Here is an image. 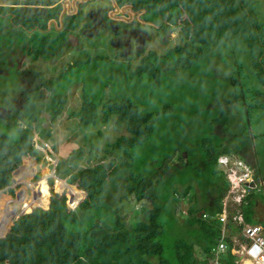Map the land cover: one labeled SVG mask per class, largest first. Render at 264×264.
Returning <instances> with one entry per match:
<instances>
[{"label":"trees","instance_id":"obj_1","mask_svg":"<svg viewBox=\"0 0 264 264\" xmlns=\"http://www.w3.org/2000/svg\"><path fill=\"white\" fill-rule=\"evenodd\" d=\"M117 1L120 6L132 4L135 9L145 7L147 10H157L158 2L161 0ZM243 1L166 0L161 11L154 16L152 27L158 29L159 34L163 35L170 23L181 26L183 33L186 34L182 38L187 41L185 45H175L174 48L177 47L178 51L197 60L204 52L197 51L194 36L189 38L188 36H190V23L197 24L199 21L202 29L207 26L213 29L209 31V34L213 32L212 39L208 41L210 42L209 48L214 53L217 47L225 51L227 62L218 58L217 64L243 74L244 60L249 54L248 51L254 49L255 46L244 42V50L237 41L229 42L236 45H229L223 40L224 38H238L245 34L247 36V27L254 23L258 25V20H254ZM247 3L253 10V5L249 0ZM114 4L115 2L112 9H114ZM78 6L80 7L76 12H66L63 16V23L61 20L62 5L49 9V11H54V15L48 12L42 14L44 18L37 23H33V20H22L30 16L23 17L19 13V7L16 10L17 16L10 21L14 23V28L21 23L19 29L23 27L27 32L32 33H27L28 47L24 42V47L28 49L26 56L30 58V52H33L32 56L37 58L36 60H39V57L44 60L59 57V53L60 57L64 56L67 49L72 48L69 42L70 34L82 26V18L85 16L92 21L79 3ZM10 18H3L0 15V19L9 20ZM51 18H55L57 24L53 25L50 30L59 33L49 37L43 33L50 31L48 22ZM109 19H111L110 16L106 18V20ZM163 19L167 21L170 19L171 22L165 23ZM179 19H185L187 24L180 23ZM160 22L163 23L161 29ZM38 24L40 25L37 26ZM35 26L37 29L30 31ZM84 26L87 27V25ZM145 31V33H150L148 29ZM120 33L121 30L116 33L115 37ZM253 35L261 37V41L255 47L258 53L252 55L253 63L257 67L260 63L259 58L264 53V34L255 33ZM60 40H65L63 48H60ZM149 42L150 40L147 39L145 44ZM191 46L194 51L189 54L188 48ZM9 49L11 51L9 56H12L14 47ZM166 51L171 56L168 61L174 62L175 59L172 60L174 51L170 45ZM150 64L153 63L142 64L136 72H145L144 70L150 68ZM157 68L158 66L154 65V69L158 70ZM15 69L18 70L19 76L20 69ZM34 83L31 84L32 88L37 86ZM230 85L236 88L232 97L243 101L246 96L240 94V86L232 83ZM39 88H58V86L41 83ZM30 89L23 90L32 102ZM241 89L243 90V86ZM155 91H157L156 98L150 99L145 104L155 105L156 110L144 109L143 105H136L135 102L131 103L126 99H123L122 104L118 101L115 104L110 103L106 101V92L103 97L102 91L99 90H95L97 95H92L94 100L86 99V105L81 108L91 112L88 117L91 125L97 124L96 115H100L101 109L105 117L113 115L109 117V124H112L113 128L119 129L118 125L121 121L126 122L127 129L123 139L127 158L123 162V167L108 180L110 182L106 181V175L109 174L108 169L99 172L97 167L87 168L89 172L83 174L81 185L77 181L80 179L77 175L84 171L83 168L81 172L72 175L73 181H68L57 176L54 163L50 169L54 177H57L55 191L58 192L52 193L50 185L44 179L39 185L34 183V186L28 182L29 192L22 191L16 196L6 198L7 205L4 208L6 212L0 215V235H4L9 230L12 218L18 214L20 216L16 217L18 219L10 231L4 237H0V264H213L219 249L224 253L219 257L220 262L238 264V258L233 252V238L242 239L243 235L241 226L235 217L237 218L242 213L245 221L258 223L260 219L255 217L254 212L257 211V206L264 205V189L259 186L260 193H257L260 195L262 204L256 205L258 199L252 194L246 196L240 205L232 208L228 200L230 182L226 177L225 169L219 166L221 146H214L212 140L205 142V139L201 138L189 141V132L184 128L186 124L192 123L197 112H201L198 102L191 103L190 109L182 111V94L171 91L172 97L167 98L165 89L158 87ZM65 99L61 96L55 103L47 105L49 109H43L47 113L50 112L52 117L61 115V103ZM225 100L224 103L218 102L217 105L226 109L228 116L231 117L227 109L231 98L225 97ZM212 105V103L208 104L204 108L205 111L209 110ZM38 108L31 105L25 98L23 109L29 118V124L35 127L39 138L44 135V130L39 128V122L43 124L48 115L45 117L47 113ZM111 111L113 113H110ZM11 112L6 123L8 121L12 123V115L18 118L13 124L15 135L0 131V191L6 190L12 194L13 190L9 188L13 182L12 175L23 157L33 154H39L41 158L42 156L40 150L34 146L36 141L33 129L22 121L17 112H13L12 107ZM114 112L119 113L118 117L114 116ZM184 112H188L189 115H185ZM246 112L250 114L251 109L247 108ZM161 117L162 123H160ZM220 124L227 127L226 131L232 129L229 133L234 132L230 127L231 124L226 122V118H224V123ZM164 134L173 139L178 138L188 142L190 152L194 154V160L198 165L191 168V162L187 157L186 162L169 163L161 170L155 169V165L162 167L167 159L178 156V154L176 156L163 155L157 151L151 157L159 139ZM214 134L219 138L218 134ZM115 139L112 143L107 141L103 148L105 149L103 152L116 161L115 164L113 162V167L118 166L124 157V153H119L120 146H118V139L116 141ZM196 141H200V148L195 144ZM237 144L231 143L233 150L230 152L238 157H249V151L242 150L244 145L238 146ZM222 152L224 154L225 151ZM53 153L55 154V151ZM182 157L181 154L179 159ZM35 167L33 158H28L22 163L19 171L23 173L24 178H31L35 174ZM62 167L64 165H59V168ZM182 172L186 174L181 175ZM38 187H40L39 191L36 189ZM119 190H124V194L118 200L119 204H124L125 198L129 196H132L136 202L138 209L129 217L123 216V207L117 204L115 199V194ZM90 195H93V199L91 206L88 207L89 205L85 204L89 202ZM224 198H226V203H223ZM43 206L51 207L46 209ZM236 209L241 212H236ZM69 210L74 211L72 213L74 222H70L66 216ZM140 215L144 217L141 218ZM224 216L226 221L222 220ZM262 218L263 221L264 217ZM180 220L183 221L182 225ZM169 232L173 234L167 239ZM223 245L226 249L221 248Z\"/></svg>","mask_w":264,"mask_h":264},{"label":"rangeland","instance_id":"obj_2","mask_svg":"<svg viewBox=\"0 0 264 264\" xmlns=\"http://www.w3.org/2000/svg\"><path fill=\"white\" fill-rule=\"evenodd\" d=\"M91 1L90 5L88 0H82L79 4L85 9L86 15L89 8H94L90 10L92 17L97 21H102L101 17H105V14L102 13L104 8L106 12L107 7H112L110 0ZM113 1L118 4L117 0ZM119 1L123 2V0ZM249 2L253 5V10L247 0H244L243 4L248 8L247 10L252 14L254 20H258V25H255V23L251 24L247 27L246 32L251 34L252 30V34H264V0H249ZM164 3H166V0L159 1L157 10H147L142 7L135 13L133 10L138 9L134 8L131 10L128 6H125V9L127 8L126 13H130L128 17L112 16L111 12H109L110 14L106 12L107 18L110 15L114 19L113 23H116L115 20L120 19H124L129 23L128 27L123 28L118 37H115L110 29L109 34L104 30L97 33V30L103 27L97 28L95 21L88 22V19L84 16L82 18L83 23L87 21L86 24H89V26L86 28L91 31L84 34L83 29L85 28H78L77 31L75 30L74 33H71L73 35H70L69 42L72 48H68L64 56L60 57L59 53V57L45 60L41 57L36 60L37 58L32 56L33 52H30V58L26 56L28 49L24 47V42L27 45V40L29 39L27 33H32L27 32L23 27L16 29L13 27V22L0 19V108L2 111L7 110V113L3 112L6 116H2L3 118L0 119V131L15 135L13 124L18 118L12 115V123L9 121L6 123V120L11 116V107L13 112L18 113L19 117L20 115H26V111L21 107L26 95L24 90L31 88L32 102L30 99L28 101L31 105L39 107V110L46 113L47 111L43 108L49 109L48 104L55 103L61 96L66 98L61 103V115L52 117L51 113L48 112L45 114V117L48 115V118H45V122L43 124L39 122V128L41 127L44 130V135L39 138L38 135H35L38 140L35 139L34 146L40 150L42 158L39 154L23 157L19 167L12 175L13 182L9 188H12L13 193H8L6 190L0 191V207L2 206L0 215L6 212L4 209L7 205L6 198L16 196L22 191L25 193L29 192L28 182L34 186V183L39 185L45 179L53 193L57 177H54L50 168L54 163L56 164V172L59 173L58 176L68 181H73L72 175L81 172L83 168L84 171L77 175L80 178L77 181L80 182L83 174L89 172L86 169L90 166L97 167L96 169L99 172L108 169L109 176H107L106 181L110 180L116 173L114 172L116 171V166L113 167V162L115 164L116 161L109 154L104 153L105 149L103 150V148H105L107 141L113 142L117 136L115 141L118 139L119 153H124V157L119 163L120 165L118 164L121 168V163L123 164L127 158L123 139L127 129L126 122L121 121L118 125L119 129L113 128L109 124V117L113 115L105 117L102 115L101 109L99 111L100 115H96L97 124L91 125L89 123L91 120L88 118L91 112L83 110L81 106L86 105V99L94 100L95 98L92 95H97L95 90H99L102 91L103 97L106 92V101L110 103L115 104L118 101L122 104L123 99H126L131 103L135 102L136 105H143L142 108L144 109L156 110L155 105L145 103L150 99L156 98L157 91L155 90L158 87L165 89L167 98L172 97L171 91L182 94V111L190 109L191 103L198 102V108L201 109V112H197L195 116L191 112L194 119L192 123L186 124L184 128L189 132V141L201 138L205 139V142L212 140L214 146H221L219 150V166L224 168L230 177L228 200L230 201L229 204L233 206L232 208L240 205L246 196L252 194L258 199L256 205L262 204L260 195H257V193L260 190L261 181L264 183V53L260 56V63L256 67L253 63L254 57L252 55L258 53V51L253 46L254 49L248 51L249 54L244 60L243 74L236 73L232 69L231 71L224 65L217 64L219 57H225L224 49L217 47L214 53L209 48L210 42L208 41L212 39L213 35V32L209 34V31H213V29H209L208 26L202 29L199 21H197V24L192 23L190 26V29H195L191 36L195 38L196 50L204 53L197 60H193L188 54L178 51L177 47L174 48L175 45H185L187 41V39L182 38L186 34L183 33L181 26L170 23V19L168 21L163 19L165 23H170L169 25L172 26L165 29L163 35L159 34L158 29L152 27V20L156 13L158 14L161 11ZM83 4H85V7H83ZM79 7H76L73 12H76ZM46 12L48 11L45 9L28 8V6L19 9V13L23 17L30 16L22 20H33V23L41 21L40 19L44 18L43 15ZM49 13L54 15L52 10ZM167 14L169 15L168 12ZM144 15L145 17L140 18ZM178 21L180 23L184 22L183 19ZM134 24L137 27L133 26ZM120 27H123V25H120ZM161 28H163V24ZM171 28L173 29L170 30ZM132 29L135 34H124V32H130ZM144 29L150 30V33L143 32ZM58 33L50 30L45 34L43 33V35L52 37ZM147 39L150 42L145 44ZM64 42L65 40H60V48H63ZM119 43L122 44L119 45ZM226 43L236 45L229 42ZM169 45L174 51L172 60H177L178 66H172L168 62L171 56L168 55L166 48ZM12 46H14V51L12 50V56H9L11 53L9 48ZM193 51L194 48L192 46L188 48L189 54H192ZM160 54L162 56H159ZM165 60H167L166 63L164 62ZM147 63L153 64H150V68L144 70L145 72H136L142 64ZM164 63L165 68L163 66ZM154 65L158 66V70L154 69ZM15 68L20 69L21 74L19 76L17 74L18 70ZM32 82H35L36 88H32ZM41 83L56 85L58 88H39ZM230 83L240 86V94L246 96L243 101L232 97V94L236 92V88L231 87ZM227 86L229 87L227 88ZM241 86H243V90ZM225 97L231 98L227 107L228 112L232 115L231 117L228 116L226 109L217 105L218 102L224 103L226 101ZM210 103L213 105L209 110L205 111L204 108ZM247 108L251 109L250 114H247ZM110 113H113V111ZM184 113L187 116L189 115L188 112ZM117 114L119 115V113H115L114 116L118 117ZM224 118H226L227 123L231 124L230 127L233 128V133H229L232 129L226 131L227 127L220 124L224 123ZM162 120L161 117L160 123H162ZM33 129L36 131L35 127ZM214 133L218 134L219 138ZM199 142L196 141L195 144L199 146ZM231 143H238V146L244 145L242 150L249 151V157L242 158L231 153L230 151L233 150ZM52 150L53 152L55 151V154ZM157 151L163 155L176 156L178 154V156L167 159L162 167L155 165V169L161 170L169 163L186 162L187 157L191 162V168L198 165L194 160V154L192 155L190 152V144L178 138L173 139L166 134L162 135L151 157ZM222 151H225L224 154ZM181 154L183 157L179 159ZM28 158H33L36 170L31 178H24L25 176L19 170L22 163ZM57 164L64 165V167L58 168ZM74 168L75 171H73ZM111 170H113V173ZM184 174L186 173H181V175ZM247 181L255 182L256 186L253 185L251 188H247L244 184ZM36 189L39 191L40 187ZM123 194L124 190H119L115 194L117 204H119L118 200ZM223 203H226V198L223 199ZM119 205L123 207V216L125 217H129L138 209L132 196L125 198V203ZM260 206L262 207H256L257 211L254 214L255 217L260 219L258 223L264 225V220L262 221L264 205ZM43 208L46 207L43 206ZM238 211L240 210L236 212ZM240 215L243 214L240 213ZM17 216H20V214L12 218L10 227L13 226ZM140 217L143 218L144 216L140 215ZM224 219L225 221L227 220L226 217ZM235 219L239 224H242L239 216L235 217ZM182 223L183 221L180 220L181 225ZM172 234L173 232H169L167 239ZM2 236L0 235V237ZM221 248L226 249L224 246ZM222 255H224L222 251L217 252L213 264H218L219 257Z\"/></svg>","mask_w":264,"mask_h":264},{"label":"crops","instance_id":"obj_3","mask_svg":"<svg viewBox=\"0 0 264 264\" xmlns=\"http://www.w3.org/2000/svg\"><path fill=\"white\" fill-rule=\"evenodd\" d=\"M74 1L76 4L77 0H0V15L3 18L11 17L9 19V21L10 20L13 21V19L17 16L16 10L19 9V7L24 8V7L28 6V8H42V9L47 10L48 14H50L49 9H51L57 5H62L63 10L61 11V16H64L66 14V12H69V11L74 13L73 12L74 6H75V4H73ZM1 8H6V9H1ZM54 19L55 18H51L48 22V24H49L48 29L49 30L52 28V27H50V25L53 24ZM61 19H62V17H61ZM54 26H55V24H54ZM16 28L19 29V24L16 26ZM115 36H116V34H115ZM258 38H259V41H261V37H258ZM259 41H258V44H259ZM225 174H226L227 179L230 180V177L228 176L226 170H225ZM10 229H11V227L2 237H4L10 231ZM263 229H264V225H263ZM241 244H242V240L239 239V241H237L236 238H233V249H235V250L241 249ZM247 262L252 264L250 261H245V260L240 261V264H246Z\"/></svg>","mask_w":264,"mask_h":264},{"label":"built area","instance_id":"obj_4","mask_svg":"<svg viewBox=\"0 0 264 264\" xmlns=\"http://www.w3.org/2000/svg\"><path fill=\"white\" fill-rule=\"evenodd\" d=\"M225 217V216H224ZM222 217V220H225ZM242 220L241 230L242 239L237 238V241L242 240L241 249H233L234 254L238 258V264L240 261H250L252 264H264V229L263 225L256 223H249L245 221L243 215L239 216ZM224 246V245H223ZM225 247V246H224ZM226 248V247H225ZM222 251L221 249L218 252ZM218 264H227L218 261Z\"/></svg>","mask_w":264,"mask_h":264},{"label":"flooded vegetation","instance_id":"obj_5","mask_svg":"<svg viewBox=\"0 0 264 264\" xmlns=\"http://www.w3.org/2000/svg\"><path fill=\"white\" fill-rule=\"evenodd\" d=\"M81 1L82 0H77V5H78V3L80 2L81 3ZM88 2H89V5H90V3H92V1L91 0H88ZM111 2V6H113V3H114V1L113 0H111L110 1ZM125 6H128L131 10H133L134 8H133V6H132V4H125V5H123V6H120L119 4H116V5H114V9H112V7H107L106 8V12H108V14H110L109 12H111V15L112 16H124V17H128L129 15H130V13H126L127 12V8L125 9ZM91 9L89 8L88 9V11H87V15L88 16H90V18H91V20H92V22L93 21H95L96 22V27L97 28H101V27H103L102 29H99V30H97V33H100L102 30H104L107 34H109V29L112 31V33L115 35L116 33H118L120 30L122 31L123 30V28H124V25H125V20L124 19H120V20H115L116 21V23H113V21H114V19L112 18V19H109V20H106V12H105V8H104V10L102 11V13L103 14H105V17H101L102 18V21H97L96 19H94V17H92V15H91V11H90ZM116 11H118V13H116L115 14V12ZM133 12L135 13L136 12V10H133ZM112 13H114V14H112ZM133 13V14H134ZM101 15V14H100ZM124 17H122V18H124ZM87 18V17H86ZM85 18V19H86ZM88 19V22H90V19L89 18H87ZM63 21V20H62ZM86 22L87 21H85V23H83L82 24V26L81 27H79L80 29L81 28H85V29H83V33L84 34H87L88 33V31H91V30H89L88 28H86L84 25H87V27L89 26V24H86ZM63 23V22H62ZM122 23V24H121ZM54 24H57V21L54 19V21H53V24H51L50 25V27H52L53 28V25ZM93 24V23H92ZM19 25H22L21 23L19 24ZM40 24H38L37 26H39ZM120 25H123V27H120ZM37 26H35V27H33L32 29H30V31H34V30H36L37 29ZM51 28V29H52ZM91 33V32H90ZM128 33H133L132 31H130V32H124V34L126 35V34H128ZM133 34H135V33H133ZM70 35H73V34H70ZM119 36V35H118ZM117 36V37H118ZM116 39V38H115ZM24 94H25V92H24ZM24 98H26L27 100L29 99L28 97H27V95H25L24 96ZM3 112H5V113H7V110L5 109L4 111H2L1 110V108H0V117L1 116H6L5 115V113H3ZM25 117V118H24ZM1 118H3V117H1ZM20 118L22 119V121L24 122V123H26L27 125H29L30 126V124H29V122H28V118H27V116L26 115H24V116H21L20 115Z\"/></svg>","mask_w":264,"mask_h":264},{"label":"clouds","instance_id":"obj_6","mask_svg":"<svg viewBox=\"0 0 264 264\" xmlns=\"http://www.w3.org/2000/svg\"><path fill=\"white\" fill-rule=\"evenodd\" d=\"M77 4V3H76ZM114 5H116V3L114 4ZM78 6V5H77ZM140 9H138V10H136V11H139ZM145 14V13H144ZM134 15H136V14H134ZM108 16H110V15H108ZM111 17V19H112V16H110ZM143 17H145V16H141L140 18H143ZM141 20V19H140ZM183 21L184 22H182V23H185V24H187V21L185 20V19H183ZM186 21V22H185ZM173 23V22H172ZM163 23L162 22H160L159 23V27H160V29H161V25H162ZM190 24H192V23H190ZM128 25H129V23L126 21L125 22V25H124V28L125 27H128ZM174 25H177V24H174ZM133 26H136L137 27V25L136 24H134ZM169 27H172L171 25H168L167 26V28H169ZM173 28H171L170 30H172ZM123 31V30H122ZM121 31V32H122ZM132 32H133V29L131 30ZM195 31V29L193 28V29H190V36L189 37H191V33L192 32H194ZM143 32H146L145 31V29H144V31ZM248 35L250 36V37H248ZM225 42H231V41H237L238 42V44H241L242 45V48H244V50H245V45H244V42H247L249 45H253V46H255V47H257L258 46V41H259V38H258V36H256V35H253V34H247V36H246V34L245 35H241V36H239L238 38H224L223 39ZM120 44H122V43H119V45ZM215 45H217V43H214ZM225 56V55H224ZM223 62H227V58H226V56L224 57V58H222V57H219ZM169 63H170V65H172V66H178V61L177 60H175L174 62H170V61H168ZM166 63V62H165ZM165 63H164V68L166 67L165 66ZM26 124V123H25ZM27 125V124H26ZM110 125H112V124H110ZM29 126V125H28ZM113 126V125H112ZM29 127H31L32 129L34 128L33 126H29ZM33 132H34V135H37L36 134V131L33 129ZM35 139H37V138H35ZM38 140V139H37ZM32 156H35V155H32ZM57 166H58V168H59V164H57ZM91 167V166H90ZM89 167V168H90ZM57 174V176L59 175V173H56ZM108 174V173H107ZM229 181V180H228ZM245 185H246V187L247 188H251L253 185H255L256 186V183L255 182H251V181H247V182H245L244 183ZM260 185L263 187V189H264V183H263V181H261V183H260ZM261 187V188H262ZM260 191V190H259ZM2 192V191H1ZM47 209V208H46ZM261 223V222H260ZM262 224V223H261ZM263 225V224H262Z\"/></svg>","mask_w":264,"mask_h":264},{"label":"water","instance_id":"obj_7","mask_svg":"<svg viewBox=\"0 0 264 264\" xmlns=\"http://www.w3.org/2000/svg\"><path fill=\"white\" fill-rule=\"evenodd\" d=\"M73 4H75V1L73 2ZM77 7V5L75 4V6H74V9ZM69 13H72L71 11H69ZM61 20H63V16H62V19ZM63 22V21H62ZM110 143H112V141H109ZM120 165V164H119ZM116 166V171H114V172H117V171H119L122 167H123V164L121 163V165H122V167L120 168V166ZM120 168V169H119ZM111 172L113 173V170H111ZM114 175V174H113ZM107 176H109V174H107L106 175V178H107ZM91 196V198H90V200H89V202L87 203V204H85V205H89L88 207H90L91 206V204H92V199H93V195H90ZM87 207V208H88ZM74 211L73 210H69V211H67L66 212V216H67V218H68V220L70 221V222H74L75 221V219L72 217V213H73ZM18 218H16L15 220H17ZM74 228H76V227H74ZM73 229V228H72Z\"/></svg>","mask_w":264,"mask_h":264},{"label":"bare ground","instance_id":"obj_8","mask_svg":"<svg viewBox=\"0 0 264 264\" xmlns=\"http://www.w3.org/2000/svg\"><path fill=\"white\" fill-rule=\"evenodd\" d=\"M24 101H25V98H24V100H23V103H22V106H21L22 108H23ZM246 264H250V263H249V262H247Z\"/></svg>","mask_w":264,"mask_h":264}]
</instances>
